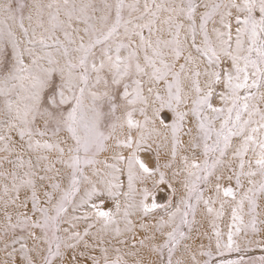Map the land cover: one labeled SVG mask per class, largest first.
<instances>
[{"label":"snow or ice","instance_id":"6c2138e0","mask_svg":"<svg viewBox=\"0 0 264 264\" xmlns=\"http://www.w3.org/2000/svg\"><path fill=\"white\" fill-rule=\"evenodd\" d=\"M0 264H264V0H0Z\"/></svg>","mask_w":264,"mask_h":264}]
</instances>
